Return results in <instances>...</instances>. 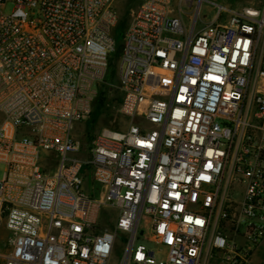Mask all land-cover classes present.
Instances as JSON below:
<instances>
[{"label": "built area", "instance_id": "1", "mask_svg": "<svg viewBox=\"0 0 264 264\" xmlns=\"http://www.w3.org/2000/svg\"><path fill=\"white\" fill-rule=\"evenodd\" d=\"M179 2L189 27L181 3L140 0L117 71L127 122L80 158L115 0H0V264H264V0L214 3L196 31L201 4Z\"/></svg>", "mask_w": 264, "mask_h": 264}, {"label": "rangeland", "instance_id": "2", "mask_svg": "<svg viewBox=\"0 0 264 264\" xmlns=\"http://www.w3.org/2000/svg\"><path fill=\"white\" fill-rule=\"evenodd\" d=\"M252 0H194V4H201L198 20L195 25V31L200 29L201 27L209 24L212 22L217 8L215 7L214 3H218L221 5H225L230 8H239L241 5H244ZM181 3L182 9V18L184 23L187 27L190 26L191 20L188 19L190 14L194 13V6L191 8L187 3L179 2V0H173L172 6L178 14V7ZM140 4V0H115V8L118 13V23L116 25V32L122 33L126 29V27L132 21V18L138 9ZM12 5H7L6 10L10 11ZM195 14H198L196 12ZM122 41L117 42L116 50L113 52L109 59V65L107 69V73L105 76V83L101 87L102 98L99 101L94 103L93 111L88 120L85 122H80L75 125L74 136L78 141L80 153L76 154V157L86 158L87 157V148L90 145L92 138L99 133L104 128H111V129H120L124 128L126 124V120L121 117L117 112V107L119 105L121 94L118 91L117 83V71H118V64H119V55L122 48ZM262 50H264L262 48ZM90 125V127H88ZM83 189L86 193H93L97 195V191L95 189L94 184L90 181L88 176L84 180ZM110 210L108 208H101L100 210V220L102 224H108V221L105 217L109 218V222H114L115 215L113 214L109 217ZM146 235L149 237L146 238H138L136 243H143L147 247L154 249L162 250L164 254L166 252V245L160 239H153L151 234L146 231ZM10 233L5 229L4 224L0 223V261L2 255L8 253L10 251ZM124 248V239L122 237H117L115 241V246L112 253V259L117 261L122 256ZM205 264H216L211 262L209 259Z\"/></svg>", "mask_w": 264, "mask_h": 264}, {"label": "trees", "instance_id": "3", "mask_svg": "<svg viewBox=\"0 0 264 264\" xmlns=\"http://www.w3.org/2000/svg\"><path fill=\"white\" fill-rule=\"evenodd\" d=\"M114 35H115V38H116V44H117V42L122 41L123 36H124V32H122V33H117V32H116V28H115V30H114ZM121 46H122V45H121ZM119 56H120V55H119ZM101 98H102V93H101V94L99 95V97L96 99V102H97V101L100 102ZM88 127H90V125H88Z\"/></svg>", "mask_w": 264, "mask_h": 264}, {"label": "bare ground", "instance_id": "4", "mask_svg": "<svg viewBox=\"0 0 264 264\" xmlns=\"http://www.w3.org/2000/svg\"><path fill=\"white\" fill-rule=\"evenodd\" d=\"M202 1V0H199V2Z\"/></svg>", "mask_w": 264, "mask_h": 264}]
</instances>
